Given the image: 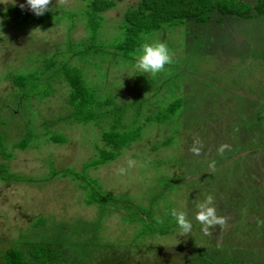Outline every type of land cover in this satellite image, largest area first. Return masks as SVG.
<instances>
[{
  "label": "rangeland",
  "instance_id": "374dc122",
  "mask_svg": "<svg viewBox=\"0 0 264 264\" xmlns=\"http://www.w3.org/2000/svg\"><path fill=\"white\" fill-rule=\"evenodd\" d=\"M89 1L52 0L47 26L4 15L9 6L28 10L26 0H0V121L9 119L10 129L0 153L13 156L0 154V163L22 177L0 179V251L23 234L49 235L72 252L67 264H264V15L219 20L215 13L199 24L184 20L163 38L147 35L166 42L175 61L152 77L111 46L123 39L124 13L138 0H114L94 17L95 33L88 28ZM59 49L97 97L113 100L97 124L72 119L62 74L40 73L43 58ZM17 73L39 81L23 91L11 84ZM177 97L188 102L166 116L163 109ZM130 118L139 126L136 139L115 158L82 169L98 158L110 121ZM26 133V149L12 151ZM56 133L63 143H44V134ZM222 144L230 148L221 155ZM128 159L136 166L118 175ZM67 166L81 177H63ZM208 195L227 218V227L211 235L195 220L196 205ZM173 208L187 213L190 234L178 228ZM36 217L44 225L34 233Z\"/></svg>",
  "mask_w": 264,
  "mask_h": 264
},
{
  "label": "trees",
  "instance_id": "16d2710c",
  "mask_svg": "<svg viewBox=\"0 0 264 264\" xmlns=\"http://www.w3.org/2000/svg\"><path fill=\"white\" fill-rule=\"evenodd\" d=\"M114 4V0L89 1L87 7L91 19L88 28L92 33H95L98 27L96 23H93L96 16L112 8ZM252 11H254L253 14ZM3 13L4 15L18 19L20 23L24 24L39 23L47 26H52L51 24H53L50 23L52 18V11L50 10L44 15L37 17L30 10H22L16 6H9ZM215 13L220 16L219 20H222V17L226 15H235L238 17L264 15V0H255L254 4L239 0H138L137 4L132 5L124 13V23L121 26L123 39L119 42H113L111 46L116 53L123 54L128 63H131V61L135 62L131 54L143 43L141 33L146 35L160 33L163 34L161 36L163 38L169 29L174 28L184 20H193L195 24H199V22H206ZM94 35L90 37L93 38ZM69 48L71 49L70 44ZM58 51V54H56L57 52H53L51 55L43 58L40 73L43 75L53 73L55 76L59 73L62 74L65 79L64 82L69 87L66 103L70 109L72 119L78 122H96L98 115L101 113V109L113 100L109 99L110 97H97L96 88L86 82L80 68L72 66L70 59L64 58V51L61 49ZM78 53L80 54L81 51ZM116 53L115 55H117ZM10 81L12 86L26 91L28 87L32 89L28 83L34 87L35 82H38L39 78L30 73H17L13 74ZM55 81L57 80L55 79ZM146 82L148 85L149 81L147 79ZM158 91L160 90H156L154 93H158ZM181 101L188 102L181 97H177L172 101L170 100L168 105L163 109L165 115L168 116L174 113L177 107H181ZM6 108L8 109L9 117L14 116V111L8 106ZM131 119L129 124L121 125L118 123L120 122L119 120L118 122L114 119L110 121V127L102 130L101 137L99 138L102 146L98 148V158L94 159L93 164H86L82 169L89 165L96 167L100 162L102 163L115 158L120 154L123 147L128 146L129 143L136 139V130H139V126L137 122ZM8 120L7 118H3L0 121V128L2 125L5 128ZM7 127L4 131L0 130V138H2L0 139L1 152L5 148L2 146V140L10 130ZM28 135L26 133L17 144H14L12 151L14 148L20 150L26 149ZM44 136L46 138L44 143L52 141L57 144L63 143L65 137L59 133L50 134L47 137L44 134ZM1 156L7 159L13 157L11 153L8 155L2 153ZM61 174L63 177H69L71 179L81 177L80 172L69 166L62 168ZM0 179L5 181L21 180L22 177L11 173L6 164L0 163ZM82 179L85 180L86 178L82 177ZM43 225V218L36 217L32 221L31 231L35 233V230L43 227ZM52 241L53 238H49V235L41 236L40 239L33 240L30 236L23 234L21 240L13 241L10 246L0 251V264H67V255H71L72 252L64 249L63 245L55 244ZM199 253L202 255L201 250H199Z\"/></svg>",
  "mask_w": 264,
  "mask_h": 264
},
{
  "label": "clouds",
  "instance_id": "9594fccd",
  "mask_svg": "<svg viewBox=\"0 0 264 264\" xmlns=\"http://www.w3.org/2000/svg\"><path fill=\"white\" fill-rule=\"evenodd\" d=\"M52 0H26L28 10H30L35 16L40 17L48 12L49 6ZM59 4H65L66 0H57ZM15 3V0H12ZM7 4V3H5ZM23 10L25 4L19 5ZM0 27H2V20H0ZM141 39L144 41L140 44L131 55L135 60V69L141 74H147L155 77L160 73L166 71V66L172 65L174 61V53L169 48L166 42L155 40L150 41V38L141 33ZM230 146L227 144L220 145L218 152L222 155L226 149ZM192 151L195 154H199L198 148H193ZM127 168L120 167L116 170L118 175H125L127 169L136 166V161L132 159L127 160ZM143 166V165H141ZM210 170H215V162L209 164ZM197 212L195 220L202 226L201 230L205 235H211L212 229L219 227L224 229L227 227V218L217 214V208L215 206V198L212 195H208L202 202L196 205ZM170 215L174 218L175 223L184 235L190 234L192 231V222L188 218L187 213L184 211H177L176 209L170 210ZM157 223H163L162 220L157 218Z\"/></svg>",
  "mask_w": 264,
  "mask_h": 264
}]
</instances>
